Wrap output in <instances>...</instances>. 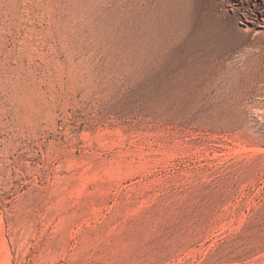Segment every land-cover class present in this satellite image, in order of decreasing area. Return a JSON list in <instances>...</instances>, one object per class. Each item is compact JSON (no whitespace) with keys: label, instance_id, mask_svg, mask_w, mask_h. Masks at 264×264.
Returning a JSON list of instances; mask_svg holds the SVG:
<instances>
[{"label":"rangeland","instance_id":"1","mask_svg":"<svg viewBox=\"0 0 264 264\" xmlns=\"http://www.w3.org/2000/svg\"><path fill=\"white\" fill-rule=\"evenodd\" d=\"M0 264H264V0H0Z\"/></svg>","mask_w":264,"mask_h":264}]
</instances>
